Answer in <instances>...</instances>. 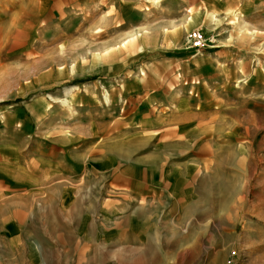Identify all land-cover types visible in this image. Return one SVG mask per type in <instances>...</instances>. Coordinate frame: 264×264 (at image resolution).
<instances>
[{
	"label": "rangeland",
	"instance_id": "1",
	"mask_svg": "<svg viewBox=\"0 0 264 264\" xmlns=\"http://www.w3.org/2000/svg\"><path fill=\"white\" fill-rule=\"evenodd\" d=\"M77 1L0 0V138L21 142L40 115L48 134L89 124L95 134L100 120H120L134 110L121 83L137 77L169 89L177 61L199 52L186 41L193 29L214 36L208 51L230 70L217 72L226 78L221 104L206 107L183 139L195 166L183 198L125 201L106 213L100 198L18 199L15 217L0 201V264H264V0L241 11L242 0L220 11L188 0L184 21L162 25L149 9L138 27L103 18L113 11L95 7L108 0H83V10ZM179 25L178 41L163 38Z\"/></svg>",
	"mask_w": 264,
	"mask_h": 264
},
{
	"label": "crops",
	"instance_id": "2",
	"mask_svg": "<svg viewBox=\"0 0 264 264\" xmlns=\"http://www.w3.org/2000/svg\"><path fill=\"white\" fill-rule=\"evenodd\" d=\"M154 1L157 4L147 0H108L104 8L99 4L95 8L113 11L103 18L112 16L119 24L133 27L148 23L145 11L149 9L157 11L162 25L184 21L183 10H187L188 0ZM245 1L249 2L242 0L240 11ZM79 2L76 3L79 9H90L83 0ZM198 2L204 10L211 11L232 6V0ZM187 20L188 24H195L194 18ZM136 31L129 34L133 35L129 40L136 38ZM185 31L179 25L172 33L162 35L173 42ZM211 46L177 61L179 74H175L179 77L169 89L163 82L147 83L137 77L121 83L126 91L123 90V100L134 105L133 112L124 114L120 120L107 117L100 120L95 134L90 130L91 124L83 131H70L69 135L60 131L48 134V120L40 115L36 131L25 133L21 142L11 140V135H4L7 138L1 135L0 201L12 212L11 216H19L21 212L12 204L18 199L45 205L51 198L65 203L82 200L83 196L89 201L100 198V207L106 213L105 210H120L119 203L125 201L162 197V201L176 202L183 198L187 194L184 185L190 171L195 169L186 158L188 146L183 139L187 141L191 130L206 116V107L221 104L218 80L226 78L217 72L230 73L223 68L220 55L208 51ZM27 211H22L23 218Z\"/></svg>",
	"mask_w": 264,
	"mask_h": 264
},
{
	"label": "built area",
	"instance_id": "3",
	"mask_svg": "<svg viewBox=\"0 0 264 264\" xmlns=\"http://www.w3.org/2000/svg\"><path fill=\"white\" fill-rule=\"evenodd\" d=\"M188 48L198 52L213 42L212 36H207L201 29L190 30L186 35ZM186 81H183L185 83Z\"/></svg>",
	"mask_w": 264,
	"mask_h": 264
},
{
	"label": "bare ground",
	"instance_id": "4",
	"mask_svg": "<svg viewBox=\"0 0 264 264\" xmlns=\"http://www.w3.org/2000/svg\"><path fill=\"white\" fill-rule=\"evenodd\" d=\"M214 20H215V18H214ZM131 36H133V35H129L128 38H131ZM69 92H70V90L67 91V93H69ZM64 102H66V101H64Z\"/></svg>",
	"mask_w": 264,
	"mask_h": 264
}]
</instances>
